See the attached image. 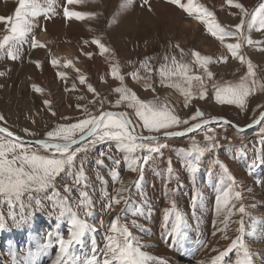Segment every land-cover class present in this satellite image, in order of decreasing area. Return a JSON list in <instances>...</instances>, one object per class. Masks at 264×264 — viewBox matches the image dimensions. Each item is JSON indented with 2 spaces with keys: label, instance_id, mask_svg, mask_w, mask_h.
<instances>
[{
  "label": "rangeland",
  "instance_id": "1",
  "mask_svg": "<svg viewBox=\"0 0 264 264\" xmlns=\"http://www.w3.org/2000/svg\"><path fill=\"white\" fill-rule=\"evenodd\" d=\"M39 3L44 9L49 8L47 0H39ZM236 3L243 5L247 16L233 6ZM181 4L187 7L189 0H181ZM261 4L264 0H233L231 5L228 0H192L194 11L190 15L169 0H147V3L145 0H74L72 3L52 0L51 11L32 20V30L26 42L18 46L17 58H10L6 51L0 53V73H3L0 75V117H3L0 124L26 139H47L46 133L57 125L78 123L89 118V114L99 116L102 112L117 110L126 113L138 133L148 135L143 122L135 115V109L128 107V101L121 100V93L116 89L127 87L144 102L163 101L161 92L166 89L185 99L179 88L169 86L180 84L193 94L187 106L185 101L182 103L180 115L182 120H188L183 129L212 117H224L246 125L264 110V87H261L264 86V29L258 25L251 31L248 29L251 15ZM18 8L19 0H0V17L14 20ZM197 9H206L213 16L202 17ZM66 11L79 13L81 18L66 17ZM205 19H215L226 32H236L241 20L245 25L237 36L226 37L221 42L208 32ZM11 27L12 21L0 20V41L10 35ZM41 36L43 38L39 40ZM248 39L254 43L248 44ZM94 40H99L109 51L102 53ZM237 43L240 48L234 57L227 45ZM56 50L67 52L57 54ZM194 52L212 61L200 76L203 86L206 85L203 99L199 98L200 91L195 94L201 82L193 80L189 85L186 79L187 76H198L196 72L200 65ZM240 56L244 57L243 61ZM172 57L176 58V63L172 62ZM145 61L147 67H142ZM248 61L253 64L255 76L248 75ZM180 64L188 65L186 76L178 74ZM161 66H166L170 73L163 82ZM113 67H118L119 75L124 77L123 84L113 76ZM207 72L212 73L211 77ZM133 73L137 74L136 79ZM245 77H248L251 92L244 108L216 101L217 86H234ZM213 81L217 83L214 85ZM197 110L204 115L193 120ZM178 127L162 129L153 135L181 130ZM79 135L77 133L76 138ZM207 135L216 137L218 147L195 160L193 144L206 143ZM0 137L11 140L1 134ZM91 139L77 146H88L76 157L77 171L82 168L84 180L77 183L74 175H67L66 169L56 177L54 186L33 192L31 198L25 195V219L19 223L9 214L7 203L0 206V214L6 223V230L0 231V264H13V253L18 264H25L29 249H36V239L47 243L49 232L53 234L52 255L51 258L41 257L39 264H52L59 255L57 234L66 240L70 238L67 231L69 211L95 229L83 237V248L89 258L97 257L98 264H103L105 237L111 234L110 227L118 217L120 223L126 224L132 235L139 238L141 245H150L141 250L165 264H213L223 253L227 255L223 256L222 264H236L237 250H228L238 237L253 254L254 264L264 262V120L244 133L226 125H216L204 127L183 139H159L168 147L152 154L143 167L139 184L140 170L134 172L127 168V154L117 149L116 141L105 140L91 145ZM24 146L39 150L42 155L49 154L39 146ZM12 155L9 153L8 158ZM134 155L142 157L147 152L138 151ZM217 160L227 167L236 181L234 190L241 193L239 201L233 199L227 207L220 209L219 214L215 203L217 189H226L231 182L215 163ZM194 161L198 171L193 175L188 166ZM253 162L255 166H252ZM113 171L118 172L119 180L111 174ZM82 191H87L92 201L91 215L80 203ZM56 192L66 205L58 203ZM194 195L202 197L203 201L197 203L195 217ZM116 199L121 202L116 204ZM173 202L189 226L183 250L174 245V236L169 234L174 211L167 225L164 222L165 210H172ZM110 203L111 209L108 208ZM240 207L245 208L244 213L239 212ZM140 208L143 215L133 214ZM12 211L19 221V205ZM62 211L65 212L63 216ZM229 212H232L231 216ZM257 218L261 221L256 232L257 237H262L259 239L254 238L251 231ZM133 221L141 227L134 226ZM241 222L244 233L239 231ZM30 237L35 239L30 240ZM93 238L95 252L91 247ZM72 247L76 248V245ZM150 264H159V261Z\"/></svg>",
  "mask_w": 264,
  "mask_h": 264
},
{
  "label": "snow or ice",
  "instance_id": "2",
  "mask_svg": "<svg viewBox=\"0 0 264 264\" xmlns=\"http://www.w3.org/2000/svg\"><path fill=\"white\" fill-rule=\"evenodd\" d=\"M47 2L49 8L46 10L41 6L39 0H19V8L15 12L14 20L12 17H0V20L7 19V21H12V27L9 29L10 35L5 36L4 39L0 41V53H5L6 51V54L10 58H17L19 50L18 46L26 42V38L32 30V20L40 15H46L48 11H51L52 0H47ZM68 2L72 3L74 0H68ZM169 2L178 7L184 8V10L190 15L194 11L192 0H189L187 7L181 4V0H169ZM145 3H147V0H145ZM228 3L230 5L233 4V0H228ZM233 6L240 9L243 15H248L243 8V5L236 3ZM197 11L200 12L202 17L213 16V14L206 9H197ZM65 15L69 18L73 16L81 18V14L79 13L66 11ZM203 22L207 24L208 32L221 42H223L226 37L237 36L245 25V21L241 20L240 24L236 26V32H226L220 24L215 21V19H212L211 21L205 19ZM257 25L259 28L264 29V4H261L255 13L251 15L248 24L249 31ZM93 43L99 45L102 53L109 51V49L103 44H100L99 40H94ZM247 43L252 44L254 42L251 39H248ZM227 48L235 57L237 56V50L240 48V44H228ZM193 55L200 67L206 71L207 65L212 62L211 58L201 56L199 52H194ZM239 59L243 61L244 57L240 56ZM172 62L176 63L175 57H172ZM55 63L56 61L53 60V64ZM247 64L248 75L255 76L251 61H248ZM142 67H147V61L144 62ZM179 67L181 71L178 74L180 76H186L188 65L180 64ZM112 74L121 81V84H123L124 77L119 75L118 67H113ZM0 75H3V73H0ZM60 75L63 76V73ZM169 75L170 73L166 71V66H161L160 76L162 82L163 79ZM207 75L211 77L212 73L207 72ZM133 78H137L136 73H133ZM186 79L189 85L193 80L200 81L201 91L199 93V98H205L206 91L203 89L201 77L187 76ZM247 80L248 77H245L239 84L234 86H217L215 91L216 101L221 104H236L241 108H244L245 100L251 92ZM253 83H255V81H253ZM169 86L180 89L185 96V106L191 102L193 94L189 89L182 88L180 84H170ZM89 89L93 90L91 85H89ZM116 91L121 93V100L129 102L128 107L135 109V115L143 122V128L147 130L149 133L148 135L138 133L133 127L132 121L127 118L126 113L107 111L102 112L99 116L89 114V118L82 119L78 123L57 125L54 130L48 131L46 133L47 139L38 140L36 142L42 149L49 153L47 155H42L39 150L25 147L21 143H13L11 140L5 141L3 137H0V206H2L3 203H7L10 206L9 214L12 215L14 222L19 223L25 219L23 215V210L25 208V195L31 198L33 192H40L46 190L50 186H54L56 177L60 173L65 172L66 169L68 170L67 175H74L77 183L85 179L82 168L77 171L76 157L78 153L86 151L88 146L85 145L83 147L73 148V146L77 145L80 141L92 138L90 140L91 145L105 140L116 141L117 149L124 151L127 154V168L134 172L138 169L140 170L141 180L138 181L139 184L142 182L143 178V167L152 158V154L160 153L162 149L168 147L167 144L160 143L158 136L153 135V133H160L162 129L168 130L182 124H188V120H181L163 101L153 100L144 102L127 87H119ZM119 103L120 101L117 102V104ZM203 115L204 114L201 111L197 110L192 119L196 120L197 118L203 117ZM0 119H3V117H0ZM261 119L264 120V116H262ZM215 122L217 121L203 119L200 123L187 127L183 131H165L163 135L169 138L185 136L187 133L194 132L197 129L202 128L204 125H209L210 123ZM220 122L224 124L229 123L227 121ZM235 127H237L238 131H243L239 126ZM6 131V129L0 128V132ZM208 131L211 132L212 129L209 128ZM77 133L80 134L79 139L76 138ZM8 135L11 136L12 133L9 132ZM29 135L35 134L29 133ZM205 139L207 143L204 146H200L195 142L193 144L192 152L195 154V160H199L206 152L212 151L218 147L214 135H207ZM138 151H146L147 155L142 157L134 155ZM9 153L13 154L11 159L8 158ZM100 155L103 156L104 153L101 152ZM97 163L102 164V161H97ZM113 163L118 165L119 161H114ZM215 163L219 164L224 176H226L227 180L231 182L226 189H217L218 195L215 203L216 212L219 214L220 209L222 207H227L233 199L239 201L241 193L234 190L236 181L227 167L218 160ZM252 166H255V162H253ZM168 171L171 173V168H169ZM188 171L193 175L197 173L198 164L195 161L192 162L188 166ZM111 174L116 180H119L118 172L113 171ZM220 183H223V181ZM121 191H123V189H121ZM104 194L107 195L106 191ZM55 196L57 197L58 203L66 205V201L60 198L58 192L55 193ZM81 197V205L88 210V215H91L92 201L88 192L82 191ZM120 202V199L115 200L116 204H119ZM197 203H203L202 197L194 195L192 200L194 217L196 214L195 209ZM17 204L19 205L21 213L19 221H17L16 215L12 211ZM111 207L112 205L110 203L108 208L111 209ZM173 211L175 213L174 220L172 231L169 234L174 236V245L179 246V250H183V244L187 239V230L189 229V226L186 217H184L179 210L175 209L174 202L172 210H165V225H167L169 217L173 214ZM239 212L244 213L245 208L240 207ZM133 214L143 215L144 212L143 209L140 208ZM61 215H65V212L62 211ZM228 215L231 216L232 212H229ZM259 223H261V221L258 218L254 219L251 228L254 238L257 239L262 238L256 236ZM133 224L134 226L141 227L136 225L135 221H133ZM67 225V231L70 234V238L66 240L63 235L57 234L56 239L59 246V255H57L55 260L52 261V264H62V262H65V264H98L97 257L93 255L89 258L87 251L83 248V237L89 232H94L95 229L88 222L78 218L76 213L70 211L67 212ZM3 230H6V223L4 216L0 214V231ZM239 231L241 233H244L245 231L243 222H241ZM110 233L111 234L105 237L106 244L104 248L103 264H150L151 261L157 260L159 261V264H165L163 260L150 256L141 250L142 247L150 245H141L139 238L132 235L128 226L120 223L119 217L111 225ZM47 235V243H42L39 239H36V249L35 251H32L31 248L29 249L25 257V264H39L41 257L51 258L52 254L50 250L54 246L52 241L53 234L49 232ZM31 239L35 238L30 237V240ZM73 245H76V248H73ZM91 247L92 251L95 252L96 242L94 238L91 241ZM238 249H243V251L241 252ZM233 250H237L236 264H254L253 254L246 247L242 238L238 237L228 251L231 252ZM224 255H227V253H223L221 257H217L213 261V264H222V258ZM241 256L243 258H240ZM13 257V264H18L15 259V253H13ZM262 264H264V262H262Z\"/></svg>",
  "mask_w": 264,
  "mask_h": 264
},
{
  "label": "water",
  "instance_id": "3",
  "mask_svg": "<svg viewBox=\"0 0 264 264\" xmlns=\"http://www.w3.org/2000/svg\"><path fill=\"white\" fill-rule=\"evenodd\" d=\"M108 111H112V112H121V111H117V110H108ZM105 112H107V111H105ZM262 116H264V110L263 111H261L252 121H250L248 124H246V125H239V124H237V123H234V122H232V121H230L229 119H227V118H224V117H212V118H207L208 120H215V121H217V122H215V123H210L209 125H204L202 128H204V127H208V126H216V125H226V126H228V127H231V128H233L235 131H237V132H239V133H244V132H249V131H251V130H253L254 128H256L257 126H259L261 123H262V119H261V117ZM127 118L129 119V117L127 116ZM130 120V119H129ZM202 120H200V121H198V122H196V123H200ZM220 121H227V122H229V123H227V124H224V123H221ZM196 123H194V124H196ZM133 124V123H132ZM193 124V125H194ZM192 126V125H191ZM235 126H239V128L240 129H243V131H238L237 130V127H235ZM133 127L135 128V126H134V124H133ZM190 127V126H189ZM0 128H2V129H6L7 131L6 132H0V134L1 135H3V136H5L6 138H8V139H11V140H15V141H17V142H20V143H22V144H24V145H35V146H39V147H41L40 145H38L36 142L38 141V140H42V139H37V140H31V139H26V138H24V137H21L19 134H17L16 132H13V131H11V130H9L8 128H6V127H4L3 125H1L0 124ZM202 128H200V129H202ZM200 129H197L196 131H194V132H191V133H187L185 136H180V137H171V138H169V137H166V136H164L163 135V133L162 134H159V135H156V136H158V138L159 139H172V140H175V139H183V138H187V137H189V136H191V135H193L195 132H197V131H199ZM131 130V129H130ZM135 130H136V128H135ZM184 130V129H183ZM183 130H174V131H183ZM137 131V130H136ZM12 133V135L11 136H9L8 135V133ZM17 138H19V139H17ZM77 139H79V137L77 138ZM90 138H88L87 140H89ZM87 140H84V141H80L77 145H74L73 146V148H75V147H77V146H79V145H81L82 143H84L85 141H87Z\"/></svg>",
  "mask_w": 264,
  "mask_h": 264
},
{
  "label": "built area",
  "instance_id": "4",
  "mask_svg": "<svg viewBox=\"0 0 264 264\" xmlns=\"http://www.w3.org/2000/svg\"><path fill=\"white\" fill-rule=\"evenodd\" d=\"M197 69L198 70H197L196 74L198 76H203V74L206 72L205 69H203L201 67H198ZM240 73L243 74L245 72L241 71ZM213 83L215 85L217 82L213 81ZM161 98H162L163 102L166 103V105L169 107V109L173 110L174 114L178 115V117L182 120L180 113H182L181 112L183 109L182 103L185 101V99L178 97L172 90H169V89L163 90L161 92ZM185 126H187V125L182 124L178 128L182 130V127H185ZM206 143H201L199 145L204 146V145H206Z\"/></svg>",
  "mask_w": 264,
  "mask_h": 264
},
{
  "label": "bare ground",
  "instance_id": "5",
  "mask_svg": "<svg viewBox=\"0 0 264 264\" xmlns=\"http://www.w3.org/2000/svg\"><path fill=\"white\" fill-rule=\"evenodd\" d=\"M34 27H35V26H34ZM44 35H45V34H44ZM63 35H64V34H62V38H64ZM38 37H39V36H38ZM42 38H43V37L41 36V37L39 38V40L42 39ZM40 43H41V42H40ZM58 43H59V42H58ZM44 44H45V43H44ZM59 44H60V43H59ZM56 46H58V45H56ZM66 50H67V49H66ZM66 50H65V51H66ZM58 51H59V50H56L55 53H57V54H61V53L66 54V52H67L68 50H67L66 52H58ZM69 53H70V52H69ZM67 54H68V53H67ZM68 55H69V54H68ZM188 126H189V125H188ZM182 129H183V128H182Z\"/></svg>",
  "mask_w": 264,
  "mask_h": 264
},
{
  "label": "crops",
  "instance_id": "6",
  "mask_svg": "<svg viewBox=\"0 0 264 264\" xmlns=\"http://www.w3.org/2000/svg\"><path fill=\"white\" fill-rule=\"evenodd\" d=\"M206 86V85H205ZM203 86V89H205L206 87ZM199 91H201V87L199 88V90L195 91V94L198 93Z\"/></svg>",
  "mask_w": 264,
  "mask_h": 264
}]
</instances>
